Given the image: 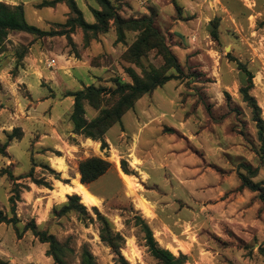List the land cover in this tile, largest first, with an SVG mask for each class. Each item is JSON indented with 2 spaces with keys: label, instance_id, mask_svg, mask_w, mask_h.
Here are the masks:
<instances>
[{
  "label": "rangeland",
  "instance_id": "374dc122",
  "mask_svg": "<svg viewBox=\"0 0 264 264\" xmlns=\"http://www.w3.org/2000/svg\"><path fill=\"white\" fill-rule=\"evenodd\" d=\"M0 1L22 4L29 24L51 32L11 31L0 49V145L7 144L0 154V210L12 216V173L20 191L19 231L34 221L71 248L69 264H79L83 244L97 264H161L144 245L135 224L140 216L159 246L184 256L182 264H264V201L258 191L240 187L243 165H251L257 173L250 180L262 186L264 196V156L253 108L239 92L249 84L241 65L252 75L248 93L264 121V0H109L122 18L150 17L181 72L156 48L138 60L127 58L139 32L125 30L117 42L112 20L105 32L85 33L66 23L73 14L63 2L37 7L42 0ZM75 1L84 20L94 22L92 9H101L97 1ZM51 58L54 65L48 64ZM151 74L172 77L137 97L108 128L106 148L73 132V92L103 87L100 108H106L116 99V79L131 83V75ZM83 105L87 120L98 115L99 109ZM90 156L110 163L87 184L101 202L84 205L86 213L62 212L72 194L58 200L52 193L58 183L80 180L78 162ZM54 158L66 164L65 172L54 169ZM122 161L134 194L121 178ZM138 198L152 217L144 215ZM92 208L123 238L119 254L127 263L100 239ZM47 248L30 230L18 238L13 224L0 223V264H53ZM131 250L134 263L125 255Z\"/></svg>",
  "mask_w": 264,
  "mask_h": 264
},
{
  "label": "trees",
  "instance_id": "16d2710c",
  "mask_svg": "<svg viewBox=\"0 0 264 264\" xmlns=\"http://www.w3.org/2000/svg\"><path fill=\"white\" fill-rule=\"evenodd\" d=\"M96 1L101 6V9H92V15L95 19V21L92 23L84 20L82 12L78 8L75 0H42L39 4H37V7H52L57 3H65L69 8V12L73 14V17L68 18L66 23L69 24V26L71 25V27H80L85 33L88 31L93 32L94 34L105 32L109 26L110 20H112L115 26L117 42H120L124 39L125 30H136L139 33L135 41L130 45L129 48H127L125 52L127 58L138 60L140 56L149 49L156 48L157 51L163 56L166 64L169 67H173L176 69V71L181 72L179 64L176 61L172 51L165 44L163 36L153 25L152 19L150 17L144 16L139 19H125L117 14L109 0ZM11 31H22L36 34L38 36L51 34V32L41 30L40 28L31 25L26 21L22 4L10 5L0 1V49L2 48L4 41ZM210 34L214 39H216V32L211 31ZM239 68L247 76V81L249 83L246 86L240 87L239 92L243 100L249 102L253 108L258 139L261 142L259 150L261 151L260 154L264 156V121L260 116V110L254 98L248 93L249 89L251 88L252 75L250 71L243 66L240 65ZM132 75L131 83H124L119 79L115 80V88L112 90V94L116 97V99L110 107L100 108V103L102 100L100 97L106 91V89L103 87L89 85L81 90L73 92L71 94L73 97V104L70 114L73 132L83 135L86 138L98 140L100 141V148H106L107 143L105 142L103 135L108 130V128L120 120L121 115L133 104L137 97L145 92L151 91L156 86L163 84L172 77L170 75L160 76L158 74H151L146 75L145 77L135 78V76ZM84 101H87V103L93 108L99 109L98 115L90 120H87L84 117ZM16 129L17 128H14L12 133L8 134V139L11 140L13 137H16L14 134ZM6 146V143L0 145V154H4ZM77 167L81 183L87 185L104 174L110 167V163L103 158L90 156L79 160ZM121 168L125 174L131 173L126 166L125 161L121 162ZM243 168L246 170V173H240V187H247L252 191H258L259 196L264 201L262 186L255 184L250 180V177L256 175L257 168H253L251 165H243ZM31 174V172L28 173L27 177H30ZM8 178L13 181V187L11 188V193L8 198L12 216L9 218L0 210V223L13 224L15 234L18 238L22 236L24 231L30 230L32 235L36 237L39 242L47 243L48 248L46 253L52 258L53 264H69L68 258L71 248H69L66 243H60L52 234H48L46 231L37 229L34 221L30 220L25 223L21 231L15 227V224L18 222V219L15 215V203L19 198L20 191L19 184L14 182L17 178H15L12 173L8 174ZM33 182L37 184L41 183L35 180ZM67 199L68 202L61 208L62 212L69 209H74L81 213H86V208L84 204L80 202V198L77 194L69 195L67 196ZM92 209L96 211L97 214L96 219L99 224L100 239L105 242L116 255L120 257L121 261L127 263L119 254V249L122 246L123 238L119 233L113 232L110 229L109 222L103 215L97 212L95 208ZM54 211L55 209H53V212ZM135 224L139 226L140 231L143 233L144 245L147 247V250L151 256L158 259L161 264L183 263V255L176 257L170 249L168 250L167 248H163L158 245L153 237L151 228L144 219H142L140 216H136ZM262 251L264 254V249ZM79 264H97L95 257L85 244H83L80 249Z\"/></svg>",
  "mask_w": 264,
  "mask_h": 264
},
{
  "label": "bare ground",
  "instance_id": "6f19581e",
  "mask_svg": "<svg viewBox=\"0 0 264 264\" xmlns=\"http://www.w3.org/2000/svg\"><path fill=\"white\" fill-rule=\"evenodd\" d=\"M88 142H91V141L88 140ZM52 166L59 171H64V172L66 171V164L62 161L61 158H54L52 160ZM120 174H121V178L123 179L125 183L127 190L131 194H134L135 185L133 181L131 180V178L128 175H126L124 172H122L121 170H120ZM52 194H53V198L58 199V200L64 199L66 194H77L80 197V202H82L86 206L98 205L101 202L100 199L96 197L89 190L87 185H84L83 183H81L78 177L73 179L71 185L58 183L57 188L55 189V191H53ZM138 206L141 208L145 216L152 217L151 210L147 202L144 201L142 198H138ZM125 255L131 261V263H134L135 256H136V253L134 250H131L130 252L125 253Z\"/></svg>",
  "mask_w": 264,
  "mask_h": 264
},
{
  "label": "built area",
  "instance_id": "2783aa9c",
  "mask_svg": "<svg viewBox=\"0 0 264 264\" xmlns=\"http://www.w3.org/2000/svg\"><path fill=\"white\" fill-rule=\"evenodd\" d=\"M54 63H55V58L49 59V62H48L49 65H54Z\"/></svg>",
  "mask_w": 264,
  "mask_h": 264
},
{
  "label": "crops",
  "instance_id": "0c3cea01",
  "mask_svg": "<svg viewBox=\"0 0 264 264\" xmlns=\"http://www.w3.org/2000/svg\"><path fill=\"white\" fill-rule=\"evenodd\" d=\"M11 3H12V4H15V1H12ZM72 101H73V100H72V98H71V99H70L71 105H72ZM41 103H42V102H40V104H41ZM71 107H72V106H71ZM52 160H53V159H52ZM54 169H55V168H54ZM58 171H59V170H58ZM60 172H64V171H60ZM77 176H78V174H77Z\"/></svg>",
  "mask_w": 264,
  "mask_h": 264
}]
</instances>
